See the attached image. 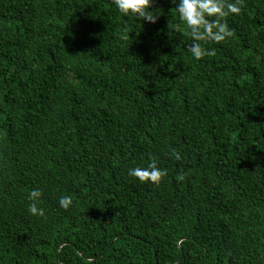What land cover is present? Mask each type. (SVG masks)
<instances>
[{
	"label": "trees",
	"instance_id": "1",
	"mask_svg": "<svg viewBox=\"0 0 264 264\" xmlns=\"http://www.w3.org/2000/svg\"><path fill=\"white\" fill-rule=\"evenodd\" d=\"M155 6L0 0V264H264V0L199 61Z\"/></svg>",
	"mask_w": 264,
	"mask_h": 264
},
{
	"label": "clouds",
	"instance_id": "2",
	"mask_svg": "<svg viewBox=\"0 0 264 264\" xmlns=\"http://www.w3.org/2000/svg\"><path fill=\"white\" fill-rule=\"evenodd\" d=\"M171 10L179 17L180 23L174 24L175 31H183L190 42L185 44L186 51L194 60H201L205 56L215 55V50L205 47L208 43L222 44L227 42L233 35L232 29L227 23V18L238 16L242 9V0H168ZM117 12L142 26L156 25L160 19L158 12L162 10L155 6V0H112ZM176 159H180L178 153ZM128 175L134 177L140 183L158 184L165 177L155 160H149L146 166L129 169ZM42 192L33 189L29 194L32 203L28 207L31 215L44 217L45 210L38 207ZM72 205L70 196H61L59 206L68 210Z\"/></svg>",
	"mask_w": 264,
	"mask_h": 264
}]
</instances>
